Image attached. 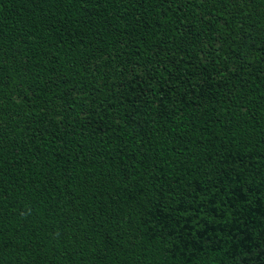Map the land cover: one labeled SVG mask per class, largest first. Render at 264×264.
<instances>
[{
    "label": "trees",
    "instance_id": "16d2710c",
    "mask_svg": "<svg viewBox=\"0 0 264 264\" xmlns=\"http://www.w3.org/2000/svg\"><path fill=\"white\" fill-rule=\"evenodd\" d=\"M0 264H264V0H0Z\"/></svg>",
    "mask_w": 264,
    "mask_h": 264
}]
</instances>
